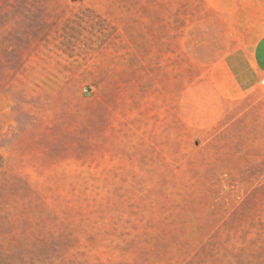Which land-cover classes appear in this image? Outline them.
<instances>
[{
	"label": "rangeland",
	"instance_id": "rangeland-1",
	"mask_svg": "<svg viewBox=\"0 0 264 264\" xmlns=\"http://www.w3.org/2000/svg\"><path fill=\"white\" fill-rule=\"evenodd\" d=\"M166 3L0 0V264H264L256 35Z\"/></svg>",
	"mask_w": 264,
	"mask_h": 264
},
{
	"label": "crops",
	"instance_id": "crops-1",
	"mask_svg": "<svg viewBox=\"0 0 264 264\" xmlns=\"http://www.w3.org/2000/svg\"><path fill=\"white\" fill-rule=\"evenodd\" d=\"M166 3L174 9H209L221 13L238 25L239 37L251 38L255 41L248 56V63L243 68L245 86H253L251 71L264 78V0H169ZM250 34V35H248ZM249 80V83H248ZM248 89V88H247Z\"/></svg>",
	"mask_w": 264,
	"mask_h": 264
},
{
	"label": "built area",
	"instance_id": "built-area-1",
	"mask_svg": "<svg viewBox=\"0 0 264 264\" xmlns=\"http://www.w3.org/2000/svg\"><path fill=\"white\" fill-rule=\"evenodd\" d=\"M262 84L264 85V78L262 79Z\"/></svg>",
	"mask_w": 264,
	"mask_h": 264
}]
</instances>
